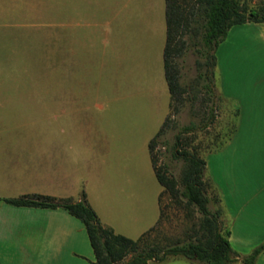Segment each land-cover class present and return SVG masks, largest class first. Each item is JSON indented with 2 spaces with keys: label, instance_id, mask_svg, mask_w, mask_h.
Instances as JSON below:
<instances>
[{
  "label": "rangeland",
  "instance_id": "obj_1",
  "mask_svg": "<svg viewBox=\"0 0 264 264\" xmlns=\"http://www.w3.org/2000/svg\"><path fill=\"white\" fill-rule=\"evenodd\" d=\"M0 14L6 24L0 41L7 50L16 49V36L30 45L28 55L51 57L32 63L26 73L22 64H13L17 86L2 96L0 138H83L81 175L67 194L75 198L83 191L103 223L133 240L160 217L145 242L165 244L185 240L199 218L161 194L151 168L147 144L167 120L152 149L157 166L180 177L183 162L171 158L178 136L183 150L205 161L204 179L220 202L210 208L219 209L227 227H233L227 210L236 211L234 194L242 192L249 200L256 187L264 186V111L246 109L239 119L238 106L229 98L242 89L264 90V78H255L264 76V35L238 25L217 46L213 121L208 123L211 102L199 78L204 68L196 65L203 58L190 47L176 59L185 92L168 108V92L159 85L164 83V34L158 36V0H0ZM193 40L200 47L199 37ZM215 84L225 95L219 98ZM87 142L93 151L86 150ZM236 202L238 207L242 200ZM249 206L250 215H264V206ZM255 229L244 223V232ZM255 241L236 240L231 249L235 253L241 243L249 248ZM256 260L263 263L264 257ZM148 264L199 263L177 258Z\"/></svg>",
  "mask_w": 264,
  "mask_h": 264
},
{
  "label": "trees",
  "instance_id": "obj_2",
  "mask_svg": "<svg viewBox=\"0 0 264 264\" xmlns=\"http://www.w3.org/2000/svg\"><path fill=\"white\" fill-rule=\"evenodd\" d=\"M164 1L166 39L162 58L164 78L170 95L169 107L171 109L174 102L178 103L185 92L179 82L176 59L190 47L198 57L203 58V62L197 60L196 65L204 68L199 78L205 81L203 88L206 89L211 102L210 115L207 118L208 123H211L215 50L226 38L231 27L248 23L264 25V1L260 0L256 4H252V0ZM185 35L187 41L182 38ZM195 37H199L200 47L198 43L193 42ZM166 121L148 142L147 150L156 181L163 189L161 194H166L169 202L176 208L194 210L199 215L197 224L192 226V233L185 240L165 244L145 242V238L155 230V226L136 240L117 234L100 223L84 192L81 193L79 201L40 195H24L3 201L16 207L59 208L80 220L94 253L92 264L163 263L177 258L199 264H232L235 261L255 264L257 257L264 251V244L243 257L232 251L228 241L229 233L223 230L220 210L210 208L211 202L215 205H219L220 202L209 181L204 179L205 161L194 152L183 150L176 136L171 146V158L183 162L180 177L176 179L168 176L163 165L157 166V157L152 149L163 133ZM192 129L191 125L185 131L189 132ZM159 220L160 217L157 222Z\"/></svg>",
  "mask_w": 264,
  "mask_h": 264
},
{
  "label": "crops",
  "instance_id": "obj_3",
  "mask_svg": "<svg viewBox=\"0 0 264 264\" xmlns=\"http://www.w3.org/2000/svg\"><path fill=\"white\" fill-rule=\"evenodd\" d=\"M162 1L164 0H158V36L161 37L164 34L165 44V1L164 22L161 23ZM5 26L6 24L0 14V28ZM242 26L245 28L255 27L256 33L264 35V25L248 23ZM233 28L234 26L229 29L223 41L230 37ZM8 36L11 37L10 34ZM14 42L16 49L13 51L7 50L5 44L0 41V107L5 105L2 96L9 95L17 86L14 76L16 72L13 67L14 63L22 64L23 72L26 73L25 70L32 63H38L42 59L45 62L51 60L49 56L42 58L28 55L30 45L25 39L18 41L14 36ZM62 43L64 46V38ZM163 48L161 54H163ZM62 59H65L64 55ZM161 63L163 68V58ZM218 65L216 63L215 68ZM216 71L215 69L214 72ZM257 75L256 80L264 78V76L261 77L262 74ZM215 78V83H217V77ZM23 82L25 83V81ZM159 85L162 92L165 90L168 92L165 78L164 83L160 80ZM215 88L219 98L222 97L221 95H225L221 85L218 84L216 87L215 84ZM168 96V108L170 109L169 92ZM230 97L229 99L238 106L239 119L246 109L250 112L264 111V90L242 89ZM244 104L250 106L244 107ZM85 148L87 151H93L94 145L92 142H87ZM262 149H264V145ZM83 159V138H0V264L93 263L94 253L80 220L59 208L16 207L3 201V199L18 198L24 195L49 196L56 199L70 198L73 201H79L81 194L75 199L72 195L67 194V190L76 184L77 173L81 175ZM234 198L235 213L227 210L228 218L231 219L233 227L229 229L226 221L222 218L223 230H227L229 233L230 247L233 248V241L251 238L257 241L252 243L249 248L254 249L264 244V215H250V211L246 210L250 207V202L252 207L255 202L257 207L264 206V186L256 187L250 194L249 200L245 199L242 192L234 194ZM240 200L242 202L237 207L236 201ZM98 218L103 226L111 228V225L103 223L100 216ZM157 221L158 217L155 224ZM246 222L251 225L254 224L256 233L244 232L243 226ZM111 229L113 230V228ZM247 246L241 243L239 246L241 250L235 254L239 257L244 256L248 253L249 248ZM261 257H264V251L258 256L259 259ZM260 262L257 263L256 260L255 264H264V260L263 263Z\"/></svg>",
  "mask_w": 264,
  "mask_h": 264
}]
</instances>
